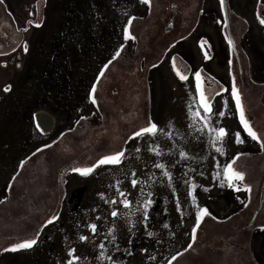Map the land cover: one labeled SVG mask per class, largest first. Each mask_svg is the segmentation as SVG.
Here are the masks:
<instances>
[{"label":"rangeland","instance_id":"rangeland-1","mask_svg":"<svg viewBox=\"0 0 264 264\" xmlns=\"http://www.w3.org/2000/svg\"><path fill=\"white\" fill-rule=\"evenodd\" d=\"M234 1L240 9L239 12L243 14L250 12L247 7L250 6L252 10L254 4L253 0ZM8 2L14 18L26 31H24V39L13 54L0 56V197L6 196L8 191L14 200L23 198L20 202L26 209L17 210L19 214L14 218L9 211L3 213L1 209L0 227H9V231H18L16 233H19V236L24 233L35 235L38 232L34 236L37 238V244L30 249L16 252H5L0 249V264H66L70 247L75 248V254L81 257L78 264H168V260L177 252L182 253L177 264H190L193 257L201 258V261L197 259V264H229L231 262L225 261L229 259L223 260L222 255L229 256L231 251L223 249L225 250L223 252L218 245L221 244L224 248L232 241L236 244L231 245L239 248V253L243 255L238 260L239 264H246V260H249L248 264H264V228H262L264 215L259 217L257 224L248 233H245L248 238L244 241L247 242L237 243V239L242 235L239 233L240 228L249 221L260 204V183L264 178L254 173L256 164L252 158L254 154L251 153L252 142L246 137V133H241L246 137L243 144H237L230 135L224 145L227 154L221 155L208 146L206 137L201 136L200 140H197L191 129L187 127L192 122L187 114V105L191 102L190 98L195 95V71H201L204 86L206 77L217 78L224 82V79L229 77L228 46L222 38L223 24L217 23L218 20H222L217 2L207 0L208 5L201 11L204 18L199 20L197 31L194 32L195 36L177 42L162 61V57L160 58L157 67L150 66L148 73L150 117L161 126L167 125L170 121L174 122L175 128L179 129L184 137L181 140L180 135H177L178 137H175L177 144H186L185 149L192 155L207 157L187 163V169H195L194 172H189V176H194L198 185L210 189L204 192L202 188H198L197 198L200 205L208 207L213 214L212 217H206L197 229L195 242L198 243H195L193 250L188 249V245L194 244L192 230L196 222V208L187 195V186L179 179L174 181L181 202L183 213L181 215V212L177 211L171 189L166 182L161 183L159 179L160 170L151 167L152 163L156 162L153 154L144 151L143 147L139 159L133 154V158L126 159L121 166H101L90 175H82L69 168L63 175L61 206L53 215L59 218L51 224L47 223L46 216L40 217L46 220L44 223L39 221V218L31 220L27 218L29 213L33 214L41 208L40 203H43V199L33 201L31 195L21 196L28 189L26 185L19 187L18 184H14L11 187L10 179L14 176L15 170L21 161L39 155L36 151L38 148L43 149L44 145H51L63 132L75 128L79 117L90 118L95 114L90 105L91 87L96 84L103 65L112 58L121 44L125 45L124 50L133 47L135 41L125 40L122 29L130 16H143L145 7L140 0H9ZM29 21L32 23L29 24ZM37 23L41 26L36 27ZM263 39L264 36L262 37L258 31L248 40L242 39L240 42L246 48L247 56L249 54L251 60L249 67L251 65L255 77L259 75L264 77V52L261 49L264 44ZM25 42L28 45L26 53L23 51ZM204 52H207L210 59L205 58ZM172 57L176 58L175 63L183 64L185 68H189V71L184 73L178 64L173 65ZM178 73L187 75L189 79L181 81ZM8 86L10 90L5 91ZM216 100L219 101L220 97H216ZM231 104L230 99V108ZM40 110L48 111L55 117L54 127L49 132L41 130L35 120L36 112ZM221 122L224 126H230V132L240 130L238 120L231 115V112ZM86 137V140L88 137L90 141L96 140L88 134ZM77 141L80 145L83 140ZM158 143L161 148L171 146L170 141L165 137H159ZM128 147L131 151L132 142H129ZM237 152L243 153L244 159H248L238 160L235 167L245 171L246 183L252 187L250 193L243 188L240 192H236L227 186L220 187L219 181L213 179L216 161L223 165ZM48 155L52 156L47 152V160H49ZM69 159L67 157L66 161ZM145 164L148 165L147 169L144 167ZM35 167L41 169L38 165ZM28 168L26 173H30L33 166ZM52 169L56 171L55 167ZM133 169L136 170L138 179H144L150 173L156 174L155 181L143 185L145 192L143 198H140L139 192L141 185H138L136 190L130 186ZM185 170V164H178L174 175L179 177ZM54 178L55 173H51V180ZM118 180L122 181L121 190L133 201L129 210H125L120 205L121 198L115 189ZM101 192L105 193V198L108 200L115 197L117 203L106 204L99 196ZM148 192L153 193L155 202L149 210L146 229L142 211L136 209L147 198ZM138 199L139 203H137ZM114 209H119L120 212L115 218L110 215ZM125 211H132L135 214L124 215ZM96 217L100 219L97 220ZM11 218L14 224L7 222ZM229 221L236 223L235 229L229 232L230 234L226 233L227 237H220L225 233H219L217 230L225 226L216 230L213 226L227 225ZM88 223L98 225L95 235L86 227ZM165 224L168 227H165ZM113 225H115L114 231L111 230ZM148 231H152L154 235L148 236ZM2 233L4 238L8 236L5 239L7 243L19 242L18 239H21L18 237L11 240L16 236L15 234L2 231L0 235ZM79 235H87L89 240L82 242L79 240ZM113 236L116 237L115 240L112 239ZM206 236L205 240L208 241L209 246L201 253L197 250L200 249L197 245ZM213 242L217 244L213 246ZM101 243L104 244L103 249L99 247ZM101 251L105 254L103 257L99 255ZM195 251L197 252L194 253ZM232 258L234 264L237 260ZM243 259L246 260L243 262Z\"/></svg>","mask_w":264,"mask_h":264},{"label":"flooded vegetation","instance_id":"flooded-vegetation-1","mask_svg":"<svg viewBox=\"0 0 264 264\" xmlns=\"http://www.w3.org/2000/svg\"><path fill=\"white\" fill-rule=\"evenodd\" d=\"M8 1L4 0V3L0 4V56L13 54L12 49L15 48V51L18 49L17 45L24 39L25 34L23 27L14 18ZM215 1L220 8L219 0ZM253 1L252 10L249 6L247 8L250 9V12L243 14L239 12L240 9L238 5H235L234 0H225L229 27L222 26V38L227 42L225 32H228L235 42V48H230L226 43L228 46V61H232L227 70L229 77L224 79L225 82L217 78L210 77L208 79L206 77L205 88L214 93L220 90L221 85L227 87V84L230 83V75L234 73L237 77L238 86L243 93L247 118L253 122L254 129L258 133L264 134V77L253 75L251 65L249 67V63H251L249 54L247 56L245 53L246 48L240 43L242 39L248 40L258 31H260L262 37L264 36V25L259 23L257 17V13L264 16V0ZM208 3L207 0H154L151 10L143 5L145 7L143 16H136L137 19L133 21L130 28L132 34L137 37L134 40L133 47L129 50H123L121 56L109 66V70L105 72L104 77L96 81L97 104H93L92 100L90 101L95 114H92L90 118L83 116L86 117L84 120H80L79 117L80 123L76 122L77 126L75 128L63 132V135L61 134L58 139L54 140L56 143H52L51 147L43 148L41 152H38L39 155L32 156L33 159L32 157L25 159L26 163L23 168L19 164L14 176L10 179L11 187L18 184L19 187L20 185H26V189L28 188L21 196L31 195L33 201L44 200H42V204L40 203L41 208L34 211L33 214L29 213L27 217L32 215L34 219L39 218L38 220L42 223L51 219L61 206L62 183L65 171L74 167L91 166L102 155L109 154L110 150L116 149L127 133L144 125L145 118L150 117V96H148L150 66L159 64L160 58L162 57V61L177 42L195 36L194 32L197 31L199 20L204 18L201 15V9ZM172 5H176V7H172ZM220 14L223 20L224 12L221 8ZM141 28L143 29L141 30ZM261 49L264 52V44ZM175 64H178V67L184 73L189 71V68H185L183 64ZM93 124L96 126H92ZM87 134L91 138H96V140L92 139L90 141L89 137L86 140ZM249 139L252 142L250 146L251 153L254 154L252 158L256 164L254 173L263 177L264 149H261L259 142ZM77 140L83 141L79 145ZM47 152L52 155H48L49 160H47ZM67 157L70 158L68 161H66ZM239 160L248 159H244L242 155ZM35 165H38L41 169H38ZM252 165L254 164L252 163ZM30 166H33V168L29 171L30 173H26ZM52 167H55L56 171ZM51 173H55L54 180H51ZM260 184L259 200H261V194L264 192V178ZM27 192L30 194H27ZM22 199L20 198V200ZM20 200L12 199L11 193L7 191L6 196L0 197V201H3L0 203V210L2 209L3 213L12 211L10 215L16 214L15 216H18L17 210L23 211V208L26 209ZM259 206L249 221L254 217ZM262 215H264V201L254 223L248 225V221L240 228L239 233L242 235L239 238L241 241L248 238L245 233H248L257 224L259 217ZM45 216L46 220L40 218ZM14 221H16V218ZM32 221L34 222V220ZM9 229V227H0V230L16 235L11 240L18 237L21 239L33 238L38 232L35 233L34 229L35 235L24 233L19 236L20 234L16 233L18 231H9ZM3 234L0 235V249L10 247L11 243H14L13 241L7 243L5 239L8 236L4 238ZM21 239H18V241ZM204 240L202 239L197 245L200 248L197 250L200 252H204L206 247L209 246L208 241L205 240L206 242H204ZM195 243L190 250H193ZM237 243L239 244L240 241L237 240ZM212 244L215 245L217 242ZM231 244L236 243L231 242ZM197 259L200 260L201 258L193 257L190 264H197Z\"/></svg>","mask_w":264,"mask_h":264},{"label":"snow or ice","instance_id":"snow-or-ice-1","mask_svg":"<svg viewBox=\"0 0 264 264\" xmlns=\"http://www.w3.org/2000/svg\"><path fill=\"white\" fill-rule=\"evenodd\" d=\"M4 0H0V4H3ZM140 3L146 5L149 10L152 9L154 0H140ZM219 5L221 10L224 12V19L222 21L218 20L217 23L223 24L225 28H228L227 21V10L225 0H219ZM172 7H176V5H172ZM203 11V9H201ZM257 17L259 19V23L264 25V16H260L257 13ZM136 16H130L127 20V23L123 26L122 36L125 40H135L137 37L132 34L130 28L133 24V21L136 20ZM29 24L32 22L29 21ZM41 24L37 23L36 27H40ZM26 31V29H24ZM225 38L227 40V44L230 48H235V42L232 36L225 32ZM19 47V45H17ZM125 45L121 44L120 47L115 51L114 55L110 60H108L103 68L99 72V78L104 77L105 72L109 70V66L113 63V61L117 60L121 56V52L124 50ZM15 51V48L12 49ZM23 51L26 53L28 51L27 42L23 45ZM204 56L206 59H210L208 57L207 52H204ZM172 63L175 65V57H172ZM232 61L229 60V64ZM153 67H157V65H153ZM179 74V79L181 81H187L189 77L182 73ZM194 81H195V95H193L190 99L191 102L187 105V114L191 118V123L187 125L188 128L191 129L192 134L196 137L197 140H200L201 136L207 138L208 146L221 155H226V149L224 147L227 138H234L237 144L245 143V139L251 138L253 141H257L260 144L261 149H264V134L258 133L254 129L253 122L247 118L246 113V105L243 97V93L238 86L237 77L234 73L230 75V83L227 87L221 85L220 90L212 93L210 90L206 89L204 83L202 82L201 71L197 70L194 73ZM10 86H8L5 91H9ZM97 87L94 84L91 87V100L93 104H97ZM227 94V95H224ZM216 97H220V100L217 101ZM231 99L232 104L231 108L229 106V100ZM231 112V115L234 118H237L239 131L231 130L230 126H224L221 122L226 115ZM215 118V119H214ZM86 117L81 116L80 120H84ZM80 120L77 123H80ZM71 131V130H70ZM241 133H246V137L242 136ZM63 135V134H62ZM180 135V139L183 140V135L180 134L179 129L175 128L174 122L170 121L167 125L161 126L157 121L153 120L151 117L145 118V123L143 126H139L134 128L130 133H127L124 140L120 143V145L114 149L110 150L109 154L102 155L100 158L95 160L89 167H74L71 171L80 173L82 175H90L96 169L101 166H121L124 161L131 160L133 158V154L137 159L140 158L142 153V147L144 151L153 154V157L156 162L152 163L151 167L156 170H160L161 183L167 184V186L171 189L173 196L175 197V204L178 212L182 213L181 210V202L179 196L177 194L176 183L174 182L176 179H179L183 182L185 186H187V195L190 197L191 204L196 208V222L195 226L192 230V239L195 242L196 239V231L200 227L201 222L206 217H212L213 214L206 206H201L198 202L197 198V189L202 188L204 192H208L210 189L208 187H204L202 185H198L194 176H189V172H194L195 169H187V163L194 159H206V156L197 157L196 155H192L189 151L185 150V146L183 144H177L176 136ZM159 137L167 138L171 146L166 148H161L158 143ZM132 142L133 147L131 151L129 150L128 144ZM143 142V144H142ZM53 143H56L53 141ZM51 147V145H44V148ZM43 149L38 148L36 151L41 152ZM210 154V153H209ZM35 155V153H33ZM243 153L237 152L234 156H232L226 163L223 165L220 162L216 161V171L213 173V179L219 181L220 187L227 186L228 188L234 189L236 192H240L243 188L244 191L251 192L252 187L250 184L246 183V174L244 170H238L235 165L237 161ZM178 157V159H177ZM26 161L20 162V167L23 168ZM178 164H185L186 170L182 172L179 177L174 175L176 167ZM147 169L148 165L144 166ZM203 175V173H201ZM131 180L130 186L133 190L137 189L138 185H141L139 192L140 198L145 196L143 185L149 184L151 181H155L157 177L154 173L149 174L144 179L137 178V172L135 169L131 170ZM15 179V177H13ZM122 181L118 180L115 184V189L119 194L120 205L125 209L129 210L132 207L133 201L128 199L125 192L121 190ZM242 186V187H241ZM130 195V193H129ZM101 199L104 200L106 204L115 205L117 203V199L113 197L111 200L105 198V193H99ZM6 199V198H5ZM3 201H0L2 203ZM155 200L153 193L148 192L147 198L143 200V203L136 211H142L143 223L145 228L148 227V219H149V210L153 206ZM139 203V199L137 200ZM247 205H245L246 207ZM124 215H134L135 213L132 211H125ZM112 217H118L120 215L119 209H114L110 212ZM58 216H53L51 219L47 221L48 224L53 223V221L57 220ZM97 220L100 217H96ZM135 225L133 224V227ZM168 227L167 224L164 225ZM88 229H90L91 233L95 235L97 233L98 225L96 223H88L86 225ZM264 228V226H262ZM111 230H115V225ZM148 236H153L154 233L152 231L147 232ZM112 239H116L115 236ZM79 240L84 242L89 240V236L87 235H79ZM37 244V238H27L23 239L19 242H14L10 245V247H6L3 251H12L16 252L22 249H30L34 245ZM101 249L104 248V244L101 243L99 245ZM193 244L190 243L188 245V249H191ZM146 251V250H145ZM187 251V249H185ZM76 249L73 247L68 248V259L66 264H78L81 257L76 255ZM100 257H103L105 254L103 251L100 252ZM182 256L181 252H177L175 255L168 260V264H172L173 261L177 259V257ZM154 259V257H150Z\"/></svg>","mask_w":264,"mask_h":264},{"label":"trees","instance_id":"trees-1","mask_svg":"<svg viewBox=\"0 0 264 264\" xmlns=\"http://www.w3.org/2000/svg\"><path fill=\"white\" fill-rule=\"evenodd\" d=\"M10 212H12V211H10ZM15 215L16 214H13L11 217H15ZM32 215H30L29 217H27L28 219H34V216H32ZM13 218H11L10 219V221H7V222H10L11 224L13 223L14 224V222H13ZM25 221V220H24ZM26 222V221H25ZM234 224L236 225V223H233V222H231V221H229V223L226 225V224H223V225H217V224H215L213 227H215V230L216 229H218V228H222V227H224L223 229H221V230H217L219 233H225V235L224 234H222V236H220V237H225L227 234H230L234 229H235V227H234ZM230 232V233H229ZM227 233V234H226ZM227 237V236H226ZM233 239H234V237H233ZM238 240V242L239 241H241L240 240V238H238L237 239ZM233 243H236L235 241H232ZM213 245V244H212ZM211 245V246H212ZM214 246V245H213ZM218 247L221 249V251H223V252H225V250L226 251H231V253H229V256H225V255H222V259L223 260H225L224 258H226V259H229V260H225V261H227V262H231V263H229V264H232V261H233V258L232 257H234L235 258V260H237V261H235V263L234 264H239L238 263V260H240V258L243 256V255H241L240 253H239V248H237L236 246H232L231 244H227V246H224V248L222 247V245L221 244H219L218 245ZM223 249H225V250H223ZM222 252V253H223ZM221 256V255H220ZM181 256H179V257H177V259L175 260V261H173L172 262V264H177V263H179L180 261H178L179 260V258H180ZM246 259H243V262L245 261ZM178 261V262H177ZM242 261V260H241ZM247 262H249V260H246L245 261V263L246 264H248ZM225 264H227V263H225Z\"/></svg>","mask_w":264,"mask_h":264},{"label":"bare ground","instance_id":"bare-ground-1","mask_svg":"<svg viewBox=\"0 0 264 264\" xmlns=\"http://www.w3.org/2000/svg\"><path fill=\"white\" fill-rule=\"evenodd\" d=\"M92 32V31H91ZM35 116V115H34ZM176 117V116H175ZM38 126L43 131L49 132L54 127V115L50 114L48 111L40 110L36 112V119ZM178 137V136H177ZM189 140V139H188ZM180 142V141H179ZM185 143V142H184ZM189 143V142H188ZM193 143V142H192ZM202 144V143H201ZM184 145V144H183ZM186 145V144H185ZM184 145V146H185ZM196 146V145H195ZM204 146V145H203ZM190 147V146H189ZM199 147V146H198ZM200 148V147H199ZM204 148V147H203ZM187 150V149H185ZM205 150V149H204ZM215 155V154H214ZM152 156V155H151ZM149 157V156H148ZM153 158V157H152ZM147 159V158H146ZM154 160V159H153ZM149 161V160H148ZM152 161V160H151ZM148 164V163H147ZM146 165V164H145ZM153 169V168H152ZM158 172V171H157ZM156 173V172H155ZM151 174V173H150ZM156 175V174H155ZM203 179H201L202 181ZM159 186V185H158ZM163 190V188L161 189ZM202 253V251H201Z\"/></svg>","mask_w":264,"mask_h":264},{"label":"water","instance_id":"water-1","mask_svg":"<svg viewBox=\"0 0 264 264\" xmlns=\"http://www.w3.org/2000/svg\"><path fill=\"white\" fill-rule=\"evenodd\" d=\"M263 201H264V192H262V194H261L260 206H259L258 210L256 211L254 217L249 221V224L248 225H252L254 223L255 218H256L257 214L259 213V211L261 209V206L263 204Z\"/></svg>","mask_w":264,"mask_h":264}]
</instances>
